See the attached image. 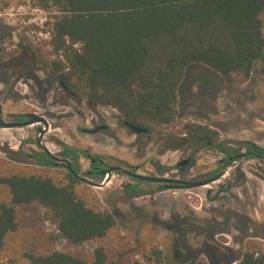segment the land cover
I'll list each match as a JSON object with an SVG mask.
<instances>
[{"label":"trees","instance_id":"obj_1","mask_svg":"<svg viewBox=\"0 0 264 264\" xmlns=\"http://www.w3.org/2000/svg\"><path fill=\"white\" fill-rule=\"evenodd\" d=\"M35 2V9L46 15L40 27L33 26L41 35L19 37L13 50L29 51L75 97L93 108L116 111L122 123L147 134L173 129L191 144L193 154L203 148L215 150L226 164L242 151L246 158H256L251 154L257 151L264 158L262 149L251 142L222 139L203 124L177 125L180 92L191 67L210 70L228 86L250 80L255 65L264 59V0ZM5 48L0 41V61ZM63 155L73 162L58 176L50 173L56 166L44 153L38 155L40 169L0 160V258L9 250L26 264H116L111 247L119 223L91 187L74 176L80 173V156L91 162L86 173L91 179L102 181L100 172L108 166L86 151L65 148ZM193 163L191 156L188 164ZM154 168L164 173L159 164ZM129 180L124 194H148L142 189L144 182ZM157 189L164 190L161 185ZM36 207L48 213L56 237H35L22 229L24 212ZM58 240L68 245L67 250L53 247ZM164 259L157 234L150 232L136 253L119 264H165ZM193 264L207 262L199 259ZM236 264H264V253L247 250Z\"/></svg>","mask_w":264,"mask_h":264},{"label":"rangeland","instance_id":"obj_2","mask_svg":"<svg viewBox=\"0 0 264 264\" xmlns=\"http://www.w3.org/2000/svg\"><path fill=\"white\" fill-rule=\"evenodd\" d=\"M35 4V0H0V12H29L8 24L0 21V41L6 47L0 61L3 121L10 123L23 114L42 117L49 124L42 145L53 157L69 164L73 158L63 155L65 148L86 151L92 158L101 157L108 167L121 166L140 175L190 182L209 179L214 171L225 168L220 162L221 154L204 148L193 154L191 144L173 129L131 134L116 111L93 108L85 100L66 93L58 76L29 51L14 52L13 44L19 37L41 35L33 26L40 27L46 15H37ZM187 121L210 127L222 139L248 141L264 150V59L241 86H228L203 67L188 69L180 92L177 125ZM101 125L108 129L94 134L85 132ZM37 127L42 126L0 129V160L40 169L38 155L42 151L35 144ZM191 156L194 163L182 167L184 171L180 172L177 165ZM155 164L162 167L163 174L157 173ZM79 166V175L93 184L106 179L97 181L86 176L91 162L83 156L79 157ZM64 170L57 166L50 173L58 176ZM129 182L128 178L113 174L102 188L90 186L102 207L119 223L110 246L116 264L136 253L142 238L150 232L157 234L165 264H193L199 259L207 264H236L247 250L264 253L263 159H239L217 182L191 190H159L158 184L145 183L142 189L147 195L130 197L122 190ZM21 218L27 235L56 237V228L44 210H27ZM152 228L155 231H149ZM53 247L65 251L68 245L58 240ZM0 264L26 263L8 250Z\"/></svg>","mask_w":264,"mask_h":264},{"label":"water","instance_id":"obj_3","mask_svg":"<svg viewBox=\"0 0 264 264\" xmlns=\"http://www.w3.org/2000/svg\"><path fill=\"white\" fill-rule=\"evenodd\" d=\"M60 86L65 91H68V89L65 88V86L62 83H60ZM21 116L27 120L25 122H21V123H7V122H4L2 119H0V129H14V128L29 127V126L38 125V124L41 125L42 127H40L38 129V137L35 140V143H36L37 147L42 149L43 152L46 155H48L53 161H56V158L53 157L51 155V153L49 152V150L45 146L42 145V139H43L44 135L49 130V124L47 123V121L45 119H43L42 117L36 115V114H24ZM122 124L133 135H145V134H147L146 130L138 128L132 124H129L127 122H123ZM106 128H107V126L101 125L99 127L94 128L93 130H87L85 132H87L88 134H94L98 131L105 130ZM262 152L264 154V150H262ZM246 155H247V153L241 152L239 155L233 157L232 159H229L228 163L225 165V168L221 172H219L217 175H215L209 179H205V180H201V181H195V182L183 181V180H179V179H175V178H165V177H157V176L140 175L136 172H133V171H131L127 168L121 167V166H110L107 169L101 171L100 175H101L102 179H104V178H106V179L104 180L103 183L98 184V185L93 184L91 181L81 177L80 175L74 174V176L76 178L80 179L81 181H83L84 183H86L87 185L92 186V187H96V188H102L111 179L113 174H117V175L124 176L128 179H134V180L141 181L144 183L161 185L164 188V190H191V189H195V188L205 187V186H208L212 183L217 182L218 180H220L225 175V173L227 172V170L229 169V167L232 163L236 162L239 159L245 158ZM92 162H94V160H92ZM220 162L222 163L223 160H221ZM100 163H103V162L101 161ZM188 163H189V159H186V160L180 162L177 165V167L178 168L184 167ZM63 164L67 167V169L70 170V165L67 161H63Z\"/></svg>","mask_w":264,"mask_h":264},{"label":"built area","instance_id":"obj_4","mask_svg":"<svg viewBox=\"0 0 264 264\" xmlns=\"http://www.w3.org/2000/svg\"><path fill=\"white\" fill-rule=\"evenodd\" d=\"M34 12L37 15H40L41 17L45 16V13L37 11L36 9ZM26 15H29V12H25L23 9H17L16 11H13V9H8L7 11L0 12V21L1 22L5 21L4 23L8 24V23H11L16 18L25 17ZM42 22L40 24H42Z\"/></svg>","mask_w":264,"mask_h":264},{"label":"flooded vegetation","instance_id":"obj_5","mask_svg":"<svg viewBox=\"0 0 264 264\" xmlns=\"http://www.w3.org/2000/svg\"><path fill=\"white\" fill-rule=\"evenodd\" d=\"M61 83V82H60ZM62 88V87H61ZM66 88V87H65ZM63 89V88H62ZM64 90V89H63ZM65 91V90H64ZM66 93H68V94H70V95H73V93L72 92H70L69 90L68 91H65ZM24 115V114H23ZM17 117H18V119L19 120H17ZM1 119V118H0ZM27 119H25V118H23L21 115H18V116H15L14 118H13V121L12 122H10V123H21V122H25ZM5 122V121H4ZM8 123V122H7ZM39 125V124H38ZM97 127H99V126H97ZM40 127H37V132H38V129H39ZM108 128H106L105 130H107ZM36 144V143H35ZM37 146V145H36ZM38 148V147H37ZM40 149V148H39ZM41 151H42V153H44L43 152V150L42 149H40ZM246 153V152H245ZM45 154V153H44ZM251 155H253L254 157H256L257 159H263L264 160V158H262V156H260V152H256V153H252ZM258 155V156H257ZM48 156V155H47ZM49 157V156H48ZM50 158V157H49ZM56 158V157H55ZM50 160L52 161V163H53V165L54 166H62L63 168H67L64 164H63V161H65V160H60V159H58V158H56V161H53L51 158H50ZM92 163H95V162H92ZM103 164V163H102ZM222 164H225L226 165V163H223L222 162Z\"/></svg>","mask_w":264,"mask_h":264}]
</instances>
